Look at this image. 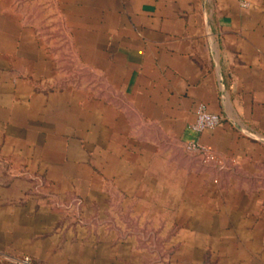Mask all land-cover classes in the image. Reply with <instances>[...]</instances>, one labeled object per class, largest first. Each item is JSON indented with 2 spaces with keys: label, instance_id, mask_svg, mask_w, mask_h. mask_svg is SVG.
Masks as SVG:
<instances>
[{
  "label": "crops",
  "instance_id": "crops-1",
  "mask_svg": "<svg viewBox=\"0 0 264 264\" xmlns=\"http://www.w3.org/2000/svg\"><path fill=\"white\" fill-rule=\"evenodd\" d=\"M49 27L110 89L105 102L89 103L88 129L95 140L103 129L101 152L116 185L134 199L158 187L155 197L161 183L153 172H173L186 202H215L218 238L228 243L232 228L233 250L252 252L248 262L227 264H264V0H0V158L8 155L0 169H12V57L19 56L12 52L47 59ZM68 51L58 48L56 57ZM201 104L223 118L215 130H192ZM190 143L219 165L213 177L194 171L184 150ZM7 175L0 201L12 186Z\"/></svg>",
  "mask_w": 264,
  "mask_h": 264
},
{
  "label": "rangeland",
  "instance_id": "rangeland-1",
  "mask_svg": "<svg viewBox=\"0 0 264 264\" xmlns=\"http://www.w3.org/2000/svg\"><path fill=\"white\" fill-rule=\"evenodd\" d=\"M48 29L43 38L47 43H42L47 59L26 57L28 52L20 48L12 52L19 55L12 57V139L7 140L12 169H0V181L11 173L12 186L1 192L0 262H248L252 252L233 250L232 228L226 230L228 243L218 238L215 202L201 204L199 197L186 202L187 188L179 184L180 177L178 182L170 177L173 172H153L161 183L155 197L158 187L146 186L134 199L126 195L130 189L116 185L120 180L101 152L104 131L97 132L95 140L88 129L95 110L89 103L105 102L110 89L101 72L90 75L87 57H72L69 44L57 42L54 30ZM58 48L68 53L56 57ZM96 61L103 71L104 60ZM184 150L196 165L194 171L208 170L213 177L219 165L210 154L200 155L186 146ZM5 157L0 158L2 164H7ZM214 191L211 188L210 194ZM173 194L181 199L170 201ZM124 195L129 196L125 201ZM259 253L263 255L256 251V261Z\"/></svg>",
  "mask_w": 264,
  "mask_h": 264
},
{
  "label": "built area",
  "instance_id": "built-area-1",
  "mask_svg": "<svg viewBox=\"0 0 264 264\" xmlns=\"http://www.w3.org/2000/svg\"><path fill=\"white\" fill-rule=\"evenodd\" d=\"M244 7H247V3L242 2ZM223 121L220 115L210 113L205 105L201 104L198 106L196 112V122L192 126V130L196 133H202L207 130H215L218 128ZM188 151L198 153L200 155H209L210 152L203 148L202 146L194 143L186 145ZM14 264H32L29 260H24L21 262H14Z\"/></svg>",
  "mask_w": 264,
  "mask_h": 264
}]
</instances>
